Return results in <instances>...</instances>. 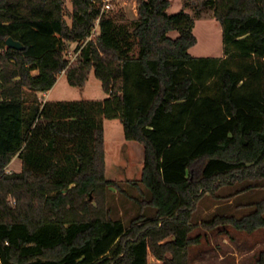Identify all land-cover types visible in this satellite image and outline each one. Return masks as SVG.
Masks as SVG:
<instances>
[{"label": "trees", "instance_id": "1", "mask_svg": "<svg viewBox=\"0 0 264 264\" xmlns=\"http://www.w3.org/2000/svg\"><path fill=\"white\" fill-rule=\"evenodd\" d=\"M70 2L68 22L66 0H0V264H151L149 253L188 264L199 199L264 179V0L203 1L223 56L189 52L194 20L168 13L170 0H136L127 22L101 13V0ZM62 71L78 87L93 71L107 95L45 100ZM103 118L143 146L145 191L128 223L106 207L119 184L105 174ZM15 156L20 170L6 171ZM219 224L264 228V198L240 217L202 221Z\"/></svg>", "mask_w": 264, "mask_h": 264}, {"label": "rangeland", "instance_id": "2", "mask_svg": "<svg viewBox=\"0 0 264 264\" xmlns=\"http://www.w3.org/2000/svg\"><path fill=\"white\" fill-rule=\"evenodd\" d=\"M204 0H170L167 12L172 14L180 10L188 12L194 20L193 33L197 43L189 48L194 56H223L222 28L214 17L210 7L204 6ZM136 0H114L113 10L123 13L118 21L127 22L137 17ZM65 17L71 8L70 0L65 3ZM176 36V31L169 33ZM74 44H70V51ZM69 51V52H70ZM68 52V53H69ZM70 57V53L67 54ZM36 73V72H34ZM40 95V94H39ZM107 94L101 82L91 71L82 87L68 83L65 73L58 74L53 87L44 95L45 100H96ZM105 145V174L119 184L111 186L106 195V207L115 218L125 223L136 215L144 187L139 183L143 165V146L134 140H126L123 126L118 118H103ZM20 159L15 156L6 171L20 170ZM134 185V183H136ZM254 183L255 187H248ZM145 191V190H144ZM264 198V179L242 181L232 185H223L214 193L204 194L196 204L192 222V235H200V241L188 249V264H260L259 255L264 250V228L252 232L235 229L228 224H219L206 228L202 221L211 219L215 214L240 217L254 209V203ZM151 264L156 263L149 253ZM264 264V260L262 262Z\"/></svg>", "mask_w": 264, "mask_h": 264}, {"label": "built area", "instance_id": "3", "mask_svg": "<svg viewBox=\"0 0 264 264\" xmlns=\"http://www.w3.org/2000/svg\"><path fill=\"white\" fill-rule=\"evenodd\" d=\"M113 5H114V0H101L100 2V11L101 13H107L111 10H113ZM99 18L97 17L93 23V27L92 30L90 32V34L87 36V40L92 39L93 37H95L98 33L99 30ZM75 54H70L71 59H73Z\"/></svg>", "mask_w": 264, "mask_h": 264}, {"label": "water", "instance_id": "4", "mask_svg": "<svg viewBox=\"0 0 264 264\" xmlns=\"http://www.w3.org/2000/svg\"><path fill=\"white\" fill-rule=\"evenodd\" d=\"M5 42H6V45H7V46H9V47H11V48H14V49L21 50V49H23V47H24V46L22 45V43H20L18 40L13 39V38L10 37V36L6 38Z\"/></svg>", "mask_w": 264, "mask_h": 264}, {"label": "crops", "instance_id": "5", "mask_svg": "<svg viewBox=\"0 0 264 264\" xmlns=\"http://www.w3.org/2000/svg\"><path fill=\"white\" fill-rule=\"evenodd\" d=\"M49 91V90H48ZM47 91L43 93V95H46ZM45 99V98H44ZM20 167H21V161L19 163Z\"/></svg>", "mask_w": 264, "mask_h": 264}]
</instances>
